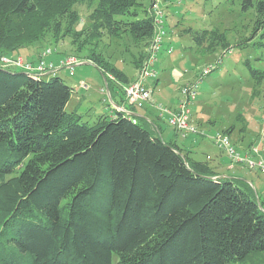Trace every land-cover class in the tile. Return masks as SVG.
Here are the masks:
<instances>
[{
  "label": "trees",
  "instance_id": "trees-1",
  "mask_svg": "<svg viewBox=\"0 0 264 264\" xmlns=\"http://www.w3.org/2000/svg\"><path fill=\"white\" fill-rule=\"evenodd\" d=\"M75 4L90 9L80 30ZM150 4L0 0V54L65 36L81 49L125 34L138 68L154 29ZM241 8H254L255 18L235 46H264V0H241ZM183 32L199 46L228 45L217 29ZM86 59L108 87V74L131 80L94 48ZM71 94L61 76L0 65V264H112L113 255L117 264H264V201L248 182L220 175L139 115L67 110Z\"/></svg>",
  "mask_w": 264,
  "mask_h": 264
},
{
  "label": "rangeland",
  "instance_id": "rangeland-1",
  "mask_svg": "<svg viewBox=\"0 0 264 264\" xmlns=\"http://www.w3.org/2000/svg\"><path fill=\"white\" fill-rule=\"evenodd\" d=\"M142 1L145 5L150 4V0ZM159 2L164 10L166 37L155 61L150 63L149 67L156 70L160 79L156 81L158 86L152 85L155 83V77L145 78L144 83L149 88L153 87L151 94L153 98H159L164 103H167V100L176 99L175 96L173 97L176 87L194 84L196 86L194 102L198 104L194 107V111L198 112V116L203 118V123L206 125L205 135L202 134L199 137L200 133H189V136L185 138L179 136L178 141L186 140V143H189L192 136L198 138L199 142L193 144L198 150L197 157H200L199 155L202 154L199 143H208L213 147L214 141L211 136L232 126L235 129L234 132L239 130L240 139L243 137L246 147L253 145L258 149L259 154L264 156V79L257 81L252 78L245 64V61L249 59L253 67L264 72V46L251 44L244 48L235 46L236 41L250 36L255 18L254 8L243 10L241 0H159ZM75 6L80 20L74 30H80L91 20L90 9L83 4H75ZM186 28L217 29L224 32L228 45L222 47L219 44L209 45L205 42L199 46L188 33L183 32ZM47 36L49 37V34ZM45 45L58 50L54 53V58L71 52L77 53L82 58V63L75 67L73 76H70L65 69V72L58 74L69 86H73L67 110H71L77 92L81 94L85 90L78 86L80 79L86 81L90 88L86 92V97L82 98L81 106H78L79 112H88L93 115V112L102 111L111 103L101 72L86 59L90 49L99 51L123 70L131 80L135 77V70L137 71L134 60L138 48L125 34L95 38L81 49L69 36L53 44H43ZM168 45L172 48L170 53L166 51ZM229 48H232L231 53L222 54L223 49ZM20 52L25 54L22 48ZM209 64H213L214 67L207 75H201L203 68ZM45 76L49 77V75ZM178 76L182 81L180 84L177 83ZM160 86L163 87L161 91H159ZM100 87H104V91L101 92ZM90 98L92 101L86 100ZM179 98L181 96L178 93L177 99ZM210 119L214 120V124L209 123ZM165 127L168 132L172 131L167 125ZM197 159H203V156ZM253 261L254 259H249L246 262L239 261L231 264H256ZM112 264H117L115 255L112 258Z\"/></svg>",
  "mask_w": 264,
  "mask_h": 264
},
{
  "label": "built area",
  "instance_id": "built-area-1",
  "mask_svg": "<svg viewBox=\"0 0 264 264\" xmlns=\"http://www.w3.org/2000/svg\"><path fill=\"white\" fill-rule=\"evenodd\" d=\"M149 12L153 18V34L146 48V56L137 68L135 77L127 83H121L117 81L113 75L108 74L110 79L121 86L126 102L129 105L138 107L151 100L152 89L144 83V79L147 77H156V70L150 68L149 64L155 61L156 55L161 49L162 42L166 37V31L164 28V10L159 0H151ZM55 51V48L45 46L39 51L35 60L26 59L21 54H0V63L39 76H53L57 74V71L63 68L70 76H73L75 67L82 63V60L75 54L67 53L57 64H55L48 58ZM166 51L167 53H170L172 51L171 46L168 45ZM231 51L232 48H229L223 51L222 54L231 53ZM219 62H221V60ZM213 67V64L204 67L201 71V75H207ZM79 87L87 89L89 86L86 82L81 81ZM195 87L194 84H184L181 86L179 90L181 98L173 108L159 102L151 103L159 117L165 118L166 123L177 130L184 138L187 137L189 133H204L203 129L195 126L190 120L191 100L196 96ZM102 90L104 91V88H102ZM128 109L129 108H122L126 113H130V111L128 112ZM211 137L214 144L227 154L231 163L243 164L250 170L258 169L264 173V156L259 154V151L255 146L251 145L242 153L236 150V147L228 134H225L224 132H216L215 135Z\"/></svg>",
  "mask_w": 264,
  "mask_h": 264
},
{
  "label": "crops",
  "instance_id": "crops-1",
  "mask_svg": "<svg viewBox=\"0 0 264 264\" xmlns=\"http://www.w3.org/2000/svg\"><path fill=\"white\" fill-rule=\"evenodd\" d=\"M46 46V45H45ZM44 46V47H45ZM41 48H36V47H27V48H23L22 50L24 51V55L22 53H20L21 55H23L26 59L29 60H35L38 56L39 51L42 49ZM58 50H56L55 52H53L48 58L49 60L53 61L55 64H57L59 62V60L64 56V55H58V57L54 58V53H57ZM223 51H225L223 49ZM67 54V53H66ZM64 71V69H60L59 73L57 72L56 75L60 74V72ZM65 72V71H64ZM135 74H136V70H135ZM134 74V76H135ZM103 79H104V75ZM108 76V75H107ZM156 80L155 83H153V87L155 86L157 80L160 79V76L156 75ZM84 81L83 79H80L78 81V86L79 83ZM105 81V80H104ZM182 81L180 79V77H177V83L180 84ZM90 88V85L88 83H86ZM106 86V92L109 96V100L111 103H109V107L104 108L103 111L108 112L110 115H115L117 110H122V108H129L128 112H132L133 114L139 115L141 117H143L149 124L152 125L153 128L157 129L158 131H160V135L163 139L165 140H174L176 141L181 147H184L185 151H189L190 156L194 157V158H201V156H203V159H209L211 161V164L215 167V170L222 176H230V177H235V178H240L243 179L244 181L248 182L256 191L257 193H259L264 201V174H259L256 171L253 170H247V168L243 165V164H239V163H231L230 162V158L227 156V154L222 151L217 145H213V148L211 145H209L208 143H199V147L201 148V154L199 155L200 157H197L196 152H198V150L195 148V145L193 143H197L199 142V139L192 136L190 139L189 143H186V140L184 141H178V137L181 136L180 133L175 130L173 127L169 126L166 121L165 118H160L158 113L156 112V110L154 109V107L152 106V102H159L162 103L166 106H170V107H175L177 105L178 100L177 96L178 93L180 95V91L179 88L180 86L176 87L175 92L173 93V97L175 96L176 99L174 101L172 100H167V103L161 102L159 100V98H153V95H151V100L150 102L143 104L141 106H134V105H129L125 98H124V94L122 92V88L119 87V85L115 82V81H111L109 83V87L105 84ZM152 91H153V87L150 86ZM85 89L81 94H78L75 96L74 101L72 103V108L76 107L78 109V106H81L83 100L82 98L86 97V92L89 89ZM102 88L104 87H100L99 90L102 92ZM163 89L162 86L159 87V91H161ZM72 90H73V86H72ZM177 92V93H176ZM105 94V93H104ZM71 99V98H70ZM196 98H194L193 100H191V112H190V120L192 123L198 124L197 126L200 129H203L204 131V135L206 134V130H205V123H203V118L198 116V112L194 111V107H196L198 104L195 100ZM89 101H92L91 98L90 99H86ZM69 102V101H68ZM68 106V103L67 105ZM89 108V106H86ZM85 107V108H86ZM79 110V109H78ZM209 123L214 124V120L210 119ZM168 126L169 128L172 129L171 132L167 131V128L165 126ZM227 128V127H226ZM225 128V129H226ZM237 129V128H236ZM235 129H233L230 133V137L232 139V141L234 140L235 143V147L238 151L240 152H245L248 148L245 146L244 142H243V137L242 139H240L239 136V130L234 132ZM236 133V134H235ZM202 134L199 135V137ZM189 135H187L188 137ZM197 136V135H196ZM211 138V137H210ZM252 171V172H251Z\"/></svg>",
  "mask_w": 264,
  "mask_h": 264
},
{
  "label": "bare ground",
  "instance_id": "bare-ground-1",
  "mask_svg": "<svg viewBox=\"0 0 264 264\" xmlns=\"http://www.w3.org/2000/svg\"><path fill=\"white\" fill-rule=\"evenodd\" d=\"M0 65H1V66H4V67H9V68H13V67H10V66H5V65H2L1 63H0Z\"/></svg>",
  "mask_w": 264,
  "mask_h": 264
},
{
  "label": "water",
  "instance_id": "water-1",
  "mask_svg": "<svg viewBox=\"0 0 264 264\" xmlns=\"http://www.w3.org/2000/svg\"><path fill=\"white\" fill-rule=\"evenodd\" d=\"M130 114H133L132 112H130Z\"/></svg>",
  "mask_w": 264,
  "mask_h": 264
}]
</instances>
